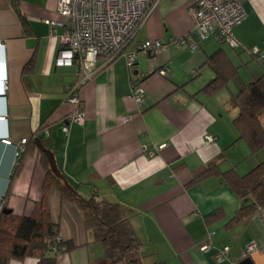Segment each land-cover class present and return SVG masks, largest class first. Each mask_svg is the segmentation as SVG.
Segmentation results:
<instances>
[{"label":"crops","instance_id":"0c3cea01","mask_svg":"<svg viewBox=\"0 0 264 264\" xmlns=\"http://www.w3.org/2000/svg\"><path fill=\"white\" fill-rule=\"evenodd\" d=\"M194 3L159 0L127 51L149 38L167 41L188 32L199 47L168 45L143 57L134 69L123 56L107 65L100 62L94 78L79 87L85 123L71 124L65 133L62 124L73 110L66 89L81 75L78 65L55 64L64 28L57 25L52 33L46 20L64 22L58 0H0V115H7L0 120V214L5 205L16 215H31L43 197L47 171L37 140L44 145L43 136L79 193L99 194L128 210L143 241L144 263L239 264L250 257L254 264H264V206L230 225L244 201L224 177L191 183L198 168L218 158L222 170L234 167L241 174L263 160L264 149L252 154L234 125L239 114L231 103L236 84L213 96L202 89L215 76L206 60L218 49L239 67L245 82L264 74V59L215 37L199 39ZM242 3L247 16L235 33L245 46L264 53V0ZM164 67L166 74L161 72ZM134 82L146 90L141 104L130 96ZM124 116L131 118L124 121ZM23 138L27 148L16 164V144ZM49 203L60 236L77 245L59 254L57 264H103L104 248L85 228L80 210L63 201L56 189ZM219 208L225 217L208 223L207 215ZM252 242L259 248L247 256ZM205 244L211 245L208 250L202 249ZM226 247L228 258L215 261L214 255ZM9 264H38V259H12Z\"/></svg>","mask_w":264,"mask_h":264},{"label":"trees","instance_id":"16d2710c","mask_svg":"<svg viewBox=\"0 0 264 264\" xmlns=\"http://www.w3.org/2000/svg\"><path fill=\"white\" fill-rule=\"evenodd\" d=\"M206 64L213 69L215 76L202 91L213 96L231 82L236 84L237 92L232 96L231 103L239 107V114L234 119V125L251 153L260 152L264 149V74L245 82L239 67L223 49L209 55ZM40 138L45 147L53 151L51 143L43 136ZM40 150L47 171L43 197L36 203L31 215L5 212L8 208L4 205L0 214V264L27 257L37 258L38 264H57L59 254L77 247L73 239L65 240L60 236V224L54 221L49 203L52 189L58 190L63 201L73 203L80 210L85 228L93 231L94 242L104 248L103 264H146L142 255L143 241L130 222L128 210L99 194L85 197L76 187V190H71L52 170L47 154ZM221 161L222 158H218L198 168L191 183L215 175L224 177L234 193L244 201L229 223L233 225L246 220L264 206V159L245 174L234 167L222 170ZM224 217L225 212L219 208L208 214L206 220L213 223ZM150 264L166 263L155 260Z\"/></svg>","mask_w":264,"mask_h":264},{"label":"built area","instance_id":"2783aa9c","mask_svg":"<svg viewBox=\"0 0 264 264\" xmlns=\"http://www.w3.org/2000/svg\"><path fill=\"white\" fill-rule=\"evenodd\" d=\"M158 2L159 0H58L57 12L64 17V22L46 20L52 27V33L56 32L57 25L64 28L55 64L60 67L78 65L81 75L78 83L69 85L66 89V100L73 104V110L62 124L65 133L71 124L85 123L86 112L79 87L94 78L100 68V62L101 66L107 65L123 56L128 67L134 69L143 57L154 56L168 45L179 48L187 46L191 50L199 47L193 32H188L182 36L170 37L167 41L149 38L140 43L137 49L127 51ZM242 2L243 0H195L191 8L195 20V33L201 40L215 37L219 42L235 49L242 48L262 60L264 53L256 46H245L235 33V27L247 16ZM2 44L0 42V46ZM161 72L166 74V67ZM6 89L5 80L2 90L4 96ZM130 96L141 104L145 100L146 90L141 83L134 82ZM6 116L0 115V120H5ZM130 118L124 116V121ZM2 141L12 143L9 138H2ZM26 148L27 138L16 144V164L19 163ZM210 246L205 244L202 249L208 250ZM258 248L255 242L250 243L246 248V255H250ZM228 251L227 247L218 250L214 255L215 261L226 260Z\"/></svg>","mask_w":264,"mask_h":264},{"label":"water","instance_id":"95a60500","mask_svg":"<svg viewBox=\"0 0 264 264\" xmlns=\"http://www.w3.org/2000/svg\"><path fill=\"white\" fill-rule=\"evenodd\" d=\"M38 140V144L39 147L47 154V157L49 159L50 165L52 170L55 172V174L62 178L65 182V184L71 189L74 190V186L72 184H70V182L68 181V179L64 176V174L61 172L60 168L58 167L57 164V160L55 157V154L52 150L48 149L45 147V145L42 144V142L40 141V139ZM5 212H11L10 209H5ZM239 264H254L253 260L250 257H247L246 259L242 260Z\"/></svg>","mask_w":264,"mask_h":264},{"label":"rangeland","instance_id":"374dc122","mask_svg":"<svg viewBox=\"0 0 264 264\" xmlns=\"http://www.w3.org/2000/svg\"><path fill=\"white\" fill-rule=\"evenodd\" d=\"M261 154H264V153H261ZM264 159V158H263Z\"/></svg>","mask_w":264,"mask_h":264},{"label":"bare ground","instance_id":"6f19581e","mask_svg":"<svg viewBox=\"0 0 264 264\" xmlns=\"http://www.w3.org/2000/svg\"><path fill=\"white\" fill-rule=\"evenodd\" d=\"M76 190V189H75Z\"/></svg>","mask_w":264,"mask_h":264}]
</instances>
